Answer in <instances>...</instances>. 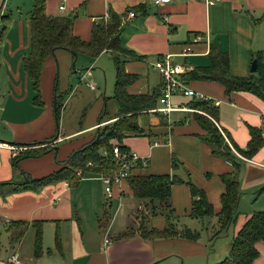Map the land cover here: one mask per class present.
<instances>
[{
  "label": "crops",
  "instance_id": "1",
  "mask_svg": "<svg viewBox=\"0 0 264 264\" xmlns=\"http://www.w3.org/2000/svg\"><path fill=\"white\" fill-rule=\"evenodd\" d=\"M35 8L36 0H0V185L40 180L68 169L74 153L91 144L100 127L120 118L116 60L126 76L128 96L159 93L162 78L154 63L171 55L176 64L189 68L181 81L205 99L175 94L170 104L176 110L163 113L158 103L138 116L143 134L111 141L136 154L141 163L147 162L132 177L178 180L167 202L135 197L131 179L115 185L113 198L107 200L102 177L109 170H82V177L76 173L73 180H60L39 191L15 192L14 186H0V264H14L8 261L10 256H17L19 264L224 260L227 250L212 247L231 229L235 237L255 212L264 211V143L249 158L235 149L248 150L251 128L261 130L264 139V100L250 92L229 93L210 80L217 68H208L213 64L212 51L228 55L234 78L257 72L251 70L257 54L263 55L264 65V0H221L212 7L203 0L158 5L154 0H45L46 15L74 18L72 32L85 43L92 40L96 24L116 13L123 20L122 45L132 54L106 51L92 57L58 49L43 63L38 91L25 67L32 53ZM134 8H141L144 15L136 16ZM204 102L216 108V120L201 108ZM197 115L219 126L233 161L214 154ZM174 159L180 163L177 168ZM224 176L238 177L240 197L235 222L221 230ZM190 185L205 192L212 216L192 217ZM11 222L42 224L40 258L34 256L35 228L30 226L12 246L7 229ZM167 229L172 234L164 235ZM257 248L260 257L253 264H264V244Z\"/></svg>",
  "mask_w": 264,
  "mask_h": 264
},
{
  "label": "trees",
  "instance_id": "2",
  "mask_svg": "<svg viewBox=\"0 0 264 264\" xmlns=\"http://www.w3.org/2000/svg\"><path fill=\"white\" fill-rule=\"evenodd\" d=\"M141 8H134L136 16L144 15ZM74 18L49 17L45 13V0H36V8L32 18V53L26 59V70L34 82L37 91L39 88L40 73L45 59L58 49L68 50L75 55L86 53L92 57H98L106 51L120 54H132L127 51L121 41V31L123 27L122 17L116 13H110L109 20H102L93 29L92 40L89 43L82 42L74 36L72 32ZM135 56V55H133ZM211 58L213 64L209 70L217 68V73L210 77V80L219 82L226 87L229 93L233 91L250 92L264 100V65L263 55L257 54V72L249 78H234L230 74V61L227 54L212 51ZM118 81L117 99L121 105L120 118L108 125L98 129L94 141L74 153L70 159V167L60 172L40 180L28 179L25 183H5L0 186H14L15 192L24 190L39 191L44 186L53 184L60 180H73L77 170L88 172L116 169L113 160L112 140L122 142L127 134H143L138 122V116L143 111L153 109L159 103L160 92L144 97H131L125 92L126 76L119 60H116ZM201 108L204 112L216 120V108L210 107L208 102L203 103ZM199 124L208 131V137L204 139L213 148L215 155L233 161L232 149L226 143L223 136L219 135L218 129L211 118L205 115H197ZM251 141L248 150L235 147L239 153L246 157H252L258 152L264 143L261 130L251 128ZM120 145V144H119ZM121 151L128 150L120 145ZM32 154H22V157H29ZM92 163L94 166L89 167ZM143 163L138 162V167ZM180 166L177 159H174V168ZM131 188L135 197L139 199L158 200L167 202L171 196V187L178 182L170 176H138L132 177ZM226 184V194L222 198L223 211L220 215L221 230H226L236 220L238 202L240 197V184L236 176H224ZM191 186L193 197L192 217L202 218L214 214L211 204L208 202L205 192L194 185ZM35 228L34 256L40 258L44 254L43 247V227L41 223L29 224L28 222H11L8 226L10 242L16 245L27 233L28 228ZM172 234L169 229L164 235ZM218 235V234H217ZM193 238L192 234L188 235ZM259 243L264 244V211L255 212L245 223L230 244L228 257L217 264H253L259 257L257 248ZM1 249V234H0Z\"/></svg>",
  "mask_w": 264,
  "mask_h": 264
},
{
  "label": "built area",
  "instance_id": "3",
  "mask_svg": "<svg viewBox=\"0 0 264 264\" xmlns=\"http://www.w3.org/2000/svg\"><path fill=\"white\" fill-rule=\"evenodd\" d=\"M169 1L171 0H154L155 4L157 5L161 3H167ZM220 1L221 0H203V2L209 7L215 6ZM61 10L63 11L64 8L61 7ZM200 40V37L196 39V41ZM189 50L190 49H187V52ZM154 68L160 73L162 78V87L159 96V111L163 113H171L172 111L176 110V108L170 104L171 97L175 94H181L183 96L192 98L205 99L202 95L198 94L181 81V76L184 75L189 70V68L176 64L171 55H165L157 59L154 63ZM91 87L94 88L93 85H91ZM113 160L115 165L117 166L116 169L109 171L108 175L102 177V181L105 185L107 200H111L113 198L114 186L129 178L133 171L138 168V162L140 161L136 154L130 151H121L119 144L113 145ZM88 165L92 166L91 163H89ZM142 166L146 167L147 162H143ZM77 175L78 177H82L83 171L78 170ZM8 261L14 264L20 263L17 256H10L8 258Z\"/></svg>",
  "mask_w": 264,
  "mask_h": 264
},
{
  "label": "rangeland",
  "instance_id": "4",
  "mask_svg": "<svg viewBox=\"0 0 264 264\" xmlns=\"http://www.w3.org/2000/svg\"><path fill=\"white\" fill-rule=\"evenodd\" d=\"M215 126L217 127V129H218V133H219V135H221V136H223L224 137V134L222 133V131L219 129V126L218 125H216L215 124ZM258 208H260L259 206H258ZM246 210V209H245ZM257 210H259V209H257ZM242 211H244V208H242ZM259 212H261V211H259ZM226 234V233H225ZM225 234H223L225 237L224 238H222L221 240H219L220 242H218V244L216 245V246H214V247H212V249H216V250H218V251H220V250H227V252H228V255H229V252H230V244H231V242H232V239H233V229H231V231L229 232V235H228V237L225 235ZM5 234H3V239L5 240ZM8 239V238H7ZM6 239V240H7ZM1 243H2V240H1ZM5 246H4V242H3V251H5V248H4ZM215 253L216 252H213L212 253V259H213V257H215ZM228 255L226 256V257H228ZM3 257H4V255H3ZM225 257V258H226ZM224 258V259H225ZM214 262V261H213Z\"/></svg>",
  "mask_w": 264,
  "mask_h": 264
},
{
  "label": "water",
  "instance_id": "5",
  "mask_svg": "<svg viewBox=\"0 0 264 264\" xmlns=\"http://www.w3.org/2000/svg\"><path fill=\"white\" fill-rule=\"evenodd\" d=\"M257 67H258V62L257 60H254L253 64H252V72L255 73L257 71Z\"/></svg>",
  "mask_w": 264,
  "mask_h": 264
}]
</instances>
